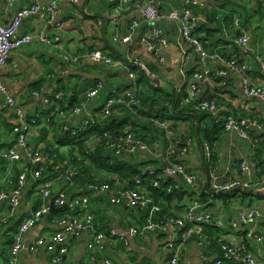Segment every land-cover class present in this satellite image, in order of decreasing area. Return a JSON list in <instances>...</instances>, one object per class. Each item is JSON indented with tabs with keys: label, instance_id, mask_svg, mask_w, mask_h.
Instances as JSON below:
<instances>
[{
	"label": "crops",
	"instance_id": "0c3cea01",
	"mask_svg": "<svg viewBox=\"0 0 264 264\" xmlns=\"http://www.w3.org/2000/svg\"><path fill=\"white\" fill-rule=\"evenodd\" d=\"M31 1L14 0L13 6L8 9L6 7L7 0H0V22L6 24L19 8L29 5ZM210 1L209 4L214 5L212 0ZM237 3L245 4L250 15L246 26L242 25L240 21L241 26L248 30L251 37L248 54L243 56L237 46L234 50L232 45L227 44V41L239 35L234 25L230 28L223 27L222 33L213 32L216 38L222 41L212 45L213 47L218 45L216 47L218 50L215 47L213 50L218 51L220 55L226 54L225 56L229 57L231 54V57L236 56L238 60L244 61L248 66L250 82L262 84L264 70L255 60V54L261 51L264 44V0H237ZM182 4L183 0H161L160 11L166 12L173 8H180ZM207 7L206 5L202 9ZM215 8L220 10L217 6ZM196 11L201 13L198 8ZM201 14L203 15V12ZM59 17L62 22L60 31L55 32L54 29L47 28L50 38L48 44H41L38 40V34L42 29L38 19L35 16L25 18L20 24L18 33H30L33 35V40L31 43L11 51L6 65L0 68L1 81L7 91L15 96L18 105L28 116H33L36 112L41 111L46 106L44 100H51V95L61 85L66 90L68 89L69 95H74L79 101L82 99L81 101L85 105L81 114L73 116L72 126H79L89 117L94 121L96 119L103 120L100 117V110L105 100L111 96V90L113 88L118 90L128 88L129 84L132 86L128 73L132 71L130 65L133 58L138 59L145 66L153 87H158L161 92L173 95L175 98L181 93L187 94L188 86L193 80L192 74L199 66L198 55L194 47L178 35L175 24L160 19L157 26L167 38L168 45L163 48L160 44H154L153 48L148 51L147 44L140 42L141 36L147 30V25L135 10H122L116 14L113 6L107 0H77L75 3L70 0H61ZM133 20L137 21V27L131 40L126 43L114 41L113 36L124 37L128 34L129 26ZM234 31L237 32V36L232 37ZM56 34L59 36L57 42L53 41ZM200 37L202 38V35ZM212 48L208 47V50ZM90 50H99L111 56L113 63L105 66V64L93 62L87 56ZM185 55L187 58L182 60ZM75 56H77V60L73 61ZM160 57H163V64L158 61ZM220 67L222 68L216 62L209 63L211 71ZM149 68H152V72H149ZM225 78V80L219 79L211 74L200 85L199 99L217 101L219 111L216 114H211L196 105H192L190 110L183 113L171 108L164 112L162 108L165 102L158 103L157 94L148 89V83L144 80L138 82L136 78L133 87L137 91L148 93L150 98L155 99L154 103L147 100L143 105L144 110L150 113V111L154 112L155 108L162 107L159 118L167 121L173 128L171 139L176 142L174 154L166 152L169 139L162 130L150 124V117L147 116V113L145 115L131 114V116L119 104L114 106L112 115L116 119V124L121 125L120 129L131 130L137 137L147 141L149 145L147 151L138 152L133 156H125L143 171V177H138L142 181L141 189L147 191L146 185L150 184V177L146 175L148 170L159 172L171 164H180L186 169L194 171L198 176L196 190L189 189L182 177L176 176L169 179L171 182L180 184L181 192L188 190L192 194L185 193L180 199L173 198L166 203L167 215L165 217L180 218L189 202L198 198L208 189L213 176H216L219 181L235 177L248 176L253 179L258 177L259 165L264 160L263 106L259 99L246 97L243 94L238 76L229 72ZM154 79L156 80L154 81ZM99 80L104 83V88L97 96L87 98V92ZM34 84L38 88L30 91V87ZM2 104L3 95L0 93V149L11 146L15 139L11 130L12 112L9 109H2ZM228 114L248 121V131L252 137L257 139L258 145L254 147L251 142L243 140L237 134L224 131L221 127L222 120ZM55 118L52 125L41 120L38 123L40 134L29 136L28 141L33 147L39 142L44 144L49 142L51 143L49 149H57L59 152L58 161L54 160L55 155L46 153L48 160L44 166L49 168L46 169L44 177L52 182V196L62 190L66 193L67 198L71 199L80 193L82 180L77 178L73 184L68 183L62 175L61 169L67 167L66 172L73 169L75 167L73 157L77 154L70 146L57 144L56 138L61 130V120L58 116ZM93 134L95 132L86 138ZM41 136H45L46 140H42ZM206 142L210 145L214 163L212 160L206 161L205 159L204 143ZM185 143L189 145L188 151L181 153L180 149ZM21 155L25 156L22 152ZM241 161L248 164V174H241L242 170L239 164ZM205 162L208 164L207 168ZM25 165V158L8 162L0 160V193L5 195L0 201V216L5 215L8 210L7 197L11 188L10 182L16 179ZM57 165L60 170L56 168ZM94 174L95 179L107 177L108 180H112L116 178L114 175L104 176V172H94ZM40 182V178L34 179L32 176H28L20 195L19 206L13 217L9 218L6 223L0 224V264H10L8 252L13 237L11 229L14 224H19L27 215L45 203L48 204V212L24 236V244L32 239L36 228L39 230L35 240L54 234L58 230L56 221L60 217L82 216L85 213V210L68 206H62L60 211L50 212L51 200L42 198ZM121 185L126 186V183L121 181ZM251 193H259L264 196V188L251 190L247 194ZM246 204L247 201L241 202L239 198L222 201L220 198L214 197V199H210V204L206 208L212 212L215 218L227 222L235 215L239 206H246ZM249 206H257L264 210V198H253ZM86 211L93 214L97 230L103 234H107L110 229L125 231L129 227H138L146 220L144 209L131 208L126 204L112 205L105 195L91 197ZM42 219L43 223H41ZM261 229L264 231L262 223ZM220 231L224 240L239 242L236 240H240V231L233 229H220ZM175 237L174 229L168 228L163 232H146L129 236L127 245L119 240L112 244L103 241L102 244L105 248L98 250L96 244L91 240L90 234L82 232L76 237H67L63 243L56 244L52 250L41 246L31 254L25 248L19 252L17 263L52 264L53 257L60 256L65 264H105V260H109L111 264H167L170 254L165 243ZM63 247L67 248V252H62ZM217 251H213L210 245L201 246L197 237L192 236L181 247L179 258L182 264H214L218 256ZM258 256L264 259V249L258 253Z\"/></svg>",
	"mask_w": 264,
	"mask_h": 264
},
{
	"label": "built area",
	"instance_id": "2783aa9c",
	"mask_svg": "<svg viewBox=\"0 0 264 264\" xmlns=\"http://www.w3.org/2000/svg\"><path fill=\"white\" fill-rule=\"evenodd\" d=\"M114 8L116 14L120 11L135 10L139 17L147 25V30L140 38L142 44H147V50L150 51L154 44H160L161 47L168 45L167 38L161 33L157 26V22L160 19H164L175 24L178 35L185 41L194 47L195 52L198 55V68L192 74L193 80L188 86V91L182 102L184 104L195 103L196 106L201 109L207 110L211 114H216L219 111L217 101L200 100L198 93L200 91L201 82L205 80L209 75L214 74L219 79H226L227 73H233L238 76L241 89L246 97H254L261 101L264 111V82L262 84L251 83L248 77V66L244 61L238 60L233 56L230 58L223 57L216 51H207L201 45V42L193 36L194 29L199 22L205 21V17L196 11V9H202L209 4L210 0H183V4L180 8H173L166 12H161V0H138L133 2L132 0H107ZM75 3L77 0H70ZM14 0H7L6 7L10 9L13 6ZM60 3L61 0H46L41 2L40 0H32L27 6L19 8L13 16L10 17L6 24L0 22V68L6 65L11 51L18 49L24 45L32 42L33 35L30 33H18L21 22L31 16H35L42 29L38 34V40L41 44L50 43L49 34L47 28H52L55 32L60 31ZM234 28L237 29L239 35L232 39L233 43L239 48L241 55H247L250 50V34L248 30L243 28L240 24L238 17H233ZM137 27V21L133 20L129 26V32L124 37L117 35L113 36V40L121 43L129 42L132 38V34ZM52 36V35H51ZM59 36L56 34L53 41L57 42ZM89 59L93 62L110 65L113 63L111 56L99 51L90 50L87 53ZM187 55L183 56L184 60ZM73 61L77 60V56L73 57ZM255 60L260 64L264 70V44L261 51L255 54ZM159 63H164L163 57L158 58ZM210 62H216L222 66L215 71H211L209 68ZM131 64L143 69L146 68L139 62L138 59L133 58ZM138 70V69H137ZM136 71L128 73V78L132 82V86L118 90L113 88L111 90V96H109L103 107L100 110V117L103 119L108 118L114 106L121 104L130 114H140L141 99L136 93V89L133 87V83L136 80ZM104 88L102 81H96L93 88H91L86 97L92 98L98 95V93ZM0 93L3 95L2 107H6L11 110L13 115L12 133L15 136L14 143L4 149H0V160L3 161H19L25 158L26 165L21 170L16 181H11V188L8 194V210L5 215L0 216V224L6 223L9 218H12L15 210L19 206L20 195L25 186L28 176H32L34 179H41L40 182V194L44 200L50 199L55 206H68L71 208H79L85 210L82 216H65L60 217L56 221L58 230L47 237H40L36 239L28 248L27 252L33 254L39 247L45 246L48 250H52L56 244H61L67 237H76L82 232H87L91 236V240L98 250L105 248L104 242L112 244L114 241L119 240L124 245L128 243V237L138 234H144L146 232H163L168 228L174 229L176 237L165 243L169 250V257L167 264H182L179 258L181 247L192 236L197 237L201 246H208L210 242L208 238L200 232L198 225H213L215 227L224 230H238L241 232L239 242L229 241L224 242L223 238L218 241L219 255L216 257L214 264H264V259L258 256L261 250L264 249V234L261 229V223L264 221V210L259 209L257 206H239L235 212V215L227 222L217 219L213 216L206 207L205 203H202L199 198H195L189 202V204L183 210L182 216L177 217H163L155 218V214L161 210L160 206L149 195V192L140 188L142 183L141 179H135V188H127L121 185V180L116 177L111 181H84L80 188V193L73 198H67L64 191L58 192L55 196H52V182L48 178H43L44 164L48 158L46 156L45 144L39 142L33 147L29 141V136H38L40 134L39 125L35 115L28 116L23 108L18 105L15 96L10 94L0 79ZM61 92L56 93V98L60 99ZM46 104H50L48 99H45ZM84 103L72 107L69 110H58L57 116L61 120V129L70 131L75 134V128L85 127L89 122L94 123V120L87 118L81 122L79 126H72V118L74 115H79L83 111ZM54 113V112H53ZM50 113V114H53ZM50 117V116H49ZM151 124L158 129L162 130L169 139L167 143L166 152L168 154H174L176 152V142L171 139L173 135V128L170 124L156 116L150 117ZM222 126L224 131L237 134L245 141L251 142L255 147L258 143L257 139L252 137L248 131V121L238 118L233 114L226 115L222 120ZM103 143L115 156L125 157L133 156L138 152H144L149 149L147 141L139 138L131 130L125 129L122 132L112 133L109 130H103L99 133L91 135L89 138L84 139L85 153L91 152L93 147ZM181 153L188 151L189 145L185 143L182 145ZM24 154L25 156L21 155ZM204 156L206 161H211V149L210 145L204 143ZM240 169L241 174L245 175L249 173V166L246 162L241 161ZM56 168H59L57 165ZM148 177H150V184L153 187H159L161 182H165L172 177H182L185 185L191 189H197L198 176L194 171L186 169L180 164H171L165 166L161 171L155 172L154 170H148ZM62 175L66 181L70 184L74 183L71 176L78 175L77 169H72L69 172ZM240 188L250 189L252 191L264 188V176H258L253 179L252 177H235L226 181L217 180L216 176H213L211 183L208 186L207 192L212 194L224 193L228 190ZM180 184L176 182L167 183L165 190L170 192L172 190H180ZM98 195H105L108 201L112 205L126 204L131 208H139L146 210V220L138 227H129L125 231H118L110 229L107 234L97 230V223L92 213L86 211L89 206L91 197ZM5 197L3 193H0V201ZM48 204H44L40 208L27 215L19 224L17 232L14 234L13 241L9 248L10 264H18L17 258L21 250L25 249L24 236L40 221L42 216L48 212ZM104 241V242H103ZM253 247V248H251ZM62 252H67V248L63 247ZM52 264H65L62 262L60 256H55L52 259ZM105 264H111L109 260H105Z\"/></svg>",
	"mask_w": 264,
	"mask_h": 264
},
{
	"label": "trees",
	"instance_id": "16d2710c",
	"mask_svg": "<svg viewBox=\"0 0 264 264\" xmlns=\"http://www.w3.org/2000/svg\"><path fill=\"white\" fill-rule=\"evenodd\" d=\"M132 1L135 2L138 0H132ZM212 3H214V5L217 6L220 10H217V8H215L214 5H210V4L207 5L209 8L207 7L204 10L199 9V12L201 13L203 12L205 21L199 22L193 32V36H195L201 42V45L207 51L209 50L214 51L213 50L214 47L215 49L218 50V48H216L218 45L214 47L212 45L218 44L222 41L221 39L216 38L214 33L216 34L222 33L223 27H229V28L233 27V16L234 15H236L240 19L242 25L244 26L247 25V23L249 22V18H250L249 13L247 12L246 5L238 4L237 0H212ZM236 33L237 32L234 31L232 34V37L237 36ZM200 35H202V38L200 37ZM213 38L215 39L214 41H213ZM227 44L232 45L233 49L236 50V45L233 43L232 38L229 41H227ZM208 47L209 48L213 47V48L208 50ZM222 55L226 58L231 57V54L229 57L225 56L226 54H222ZM130 70L132 71L137 70L136 72L137 81L139 82L141 80H144V82L148 83V89L153 90V92L157 94L156 100L158 103L161 104L162 102H165L163 105V108L161 107L164 110V112L171 108V109L176 110L177 112L183 113V112H187L188 110H190V107L192 105H196V102L182 104V100L186 95L185 92L181 93L177 98H175L173 95L161 92V89H159L158 87H153L152 82H151L152 80L148 76L147 71L140 69L132 64L130 65ZM149 72H152V68H149ZM263 77H264V74H263ZM37 88L38 87L36 86V84H34L32 87H30V91H34ZM58 91H62L61 92L62 96L60 99L56 98V95H54ZM55 92L51 95V100H49L50 104H46V106L43 109H41V111L36 112L34 114L37 118V123L41 122V120H44V122H48L49 124L51 123L52 125L53 124L52 122L57 118V117L55 118V116H57L58 110H64V111L69 110L72 107L79 104L80 102H82L81 101L82 99L79 101L77 97H75L74 95L72 94L69 95L68 89L66 90V88L61 85L55 89ZM136 93L141 99V108L139 110V113L141 115L142 114L145 115L147 113L148 117H152V116L159 117V114L162 111L161 108L157 107L155 108L154 112L150 111V113L146 112L143 108V105L147 100H151V102L154 103L155 99L150 98L147 95L148 93L144 91H136ZM119 106L123 108V110L126 111L128 115H131L121 104H119ZM2 109H8V108L2 107ZM50 113H53V114H50ZM12 126H13V122H12ZM221 127L223 128V126ZM120 128H121V125L116 124V119L113 118V115L111 113V115L106 119H103L101 121H98L96 119L94 123L89 122L85 127L75 128L76 129L75 134H72L70 131H65L62 129L60 130L56 138L57 144L59 146H70L73 152L76 151V154H77L76 156L73 157V163H74L73 165L75 166L73 168L78 170V175H72L71 173H68L71 176H73L72 177L73 180L79 178V180H82L81 182L111 181V180H108L107 177H105L106 179L105 178L95 179L96 176L94 172L96 173L104 172V176L114 175L118 177L121 181L126 183L127 188L136 187L134 181L138 177H143L142 176L143 171L138 166L132 164L129 159H126L127 157L115 156L103 143L96 145L91 152L85 153L84 144H83L84 138H86L87 136H89L90 134L94 132L99 133L103 130H109L112 133H116V132L119 133L123 131ZM40 138H42V140H46L45 136L44 137L41 136ZM49 146L51 147V143L47 142V144H45L44 153L55 155L54 160H57L59 152L57 151V149H53V150L51 148L49 149L48 148ZM211 160H212V163H214V158H213L212 153H211ZM259 166H260V169H259L260 171L258 173V176H264V160ZM205 167L206 168L208 167L207 162H205ZM48 168L49 167L45 168L44 166V171L42 174L43 177H44L46 169ZM65 168L61 169L63 173H66L65 170H67V167ZM146 175L148 176L147 173ZM16 179L14 180V182L16 181ZM167 183H171V181L167 180L165 182H161L159 187H153L150 184L146 185L149 195L153 198V200L161 208V210L155 214V218H163L165 217V215H167L166 207H165L167 205L166 203L170 202L173 198L180 199L185 193H190L188 195L192 194V192L191 191L189 192L188 190L183 191V192H181L180 190H172L170 192H167L165 190V186ZM214 197H218L222 201H225L231 198H239L241 202L247 201L246 206L251 205V201L253 200V198H256V199L264 198L262 194H259V193L247 194L240 190H236L231 193L224 192V193H218V194H212L210 192L205 191L198 198L202 203H205V207H207L210 204V199L211 198L214 199ZM145 213H146V210H145ZM19 224L15 223L11 229L13 232L12 233L13 237H14V234L18 230ZM262 225H264V221L262 222ZM198 226H199L200 232L204 236H206V238H208L210 242V246L213 248V251L218 250L217 252L219 255L220 251L218 247V241L222 239V236L220 234L221 228L215 227L213 225H198ZM263 234H264V231H263ZM13 237H12L11 243L13 241ZM224 242H228V240H224Z\"/></svg>",
	"mask_w": 264,
	"mask_h": 264
},
{
	"label": "water",
	"instance_id": "95a60500",
	"mask_svg": "<svg viewBox=\"0 0 264 264\" xmlns=\"http://www.w3.org/2000/svg\"><path fill=\"white\" fill-rule=\"evenodd\" d=\"M155 80H156V79H154V81H155ZM236 190H240V191H243V192H245V193H250V192H251L250 189L234 188V189L228 190L226 193H231V192L236 191ZM50 205H51L50 212H52V211H60V210H62V207H56L52 201L50 202ZM43 222H44V220L42 219V220H41V223H43ZM38 230H39V228H36V229H35L36 232H34L32 239L29 240L26 244H24L25 248H28V247L33 243V241H35V238H36L37 235H38V234H37V231H38Z\"/></svg>",
	"mask_w": 264,
	"mask_h": 264
},
{
	"label": "rangeland",
	"instance_id": "374dc122",
	"mask_svg": "<svg viewBox=\"0 0 264 264\" xmlns=\"http://www.w3.org/2000/svg\"><path fill=\"white\" fill-rule=\"evenodd\" d=\"M105 66H109V65H105ZM1 79V78H0ZM3 83V82H2Z\"/></svg>",
	"mask_w": 264,
	"mask_h": 264
}]
</instances>
